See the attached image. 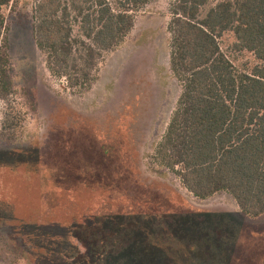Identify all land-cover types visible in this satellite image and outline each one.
I'll return each instance as SVG.
<instances>
[{
	"label": "rangeland",
	"instance_id": "rangeland-1",
	"mask_svg": "<svg viewBox=\"0 0 264 264\" xmlns=\"http://www.w3.org/2000/svg\"><path fill=\"white\" fill-rule=\"evenodd\" d=\"M176 1L135 14L82 95L47 70L34 1L3 9L14 92L0 99V264H264V215L244 216L227 192L194 197L157 156L181 94L168 32ZM234 43L219 40L249 72L257 62Z\"/></svg>",
	"mask_w": 264,
	"mask_h": 264
},
{
	"label": "trees",
	"instance_id": "trees-1",
	"mask_svg": "<svg viewBox=\"0 0 264 264\" xmlns=\"http://www.w3.org/2000/svg\"><path fill=\"white\" fill-rule=\"evenodd\" d=\"M0 0V99L13 94ZM33 35L52 77L82 95L97 80L104 54L131 32L135 14L152 0H33ZM177 0L171 8L170 69L181 94L156 153L196 198L227 192L240 212L264 215V0ZM225 33L234 50L257 62L239 71L221 50ZM5 127H11L9 119Z\"/></svg>",
	"mask_w": 264,
	"mask_h": 264
},
{
	"label": "crops",
	"instance_id": "crops-1",
	"mask_svg": "<svg viewBox=\"0 0 264 264\" xmlns=\"http://www.w3.org/2000/svg\"><path fill=\"white\" fill-rule=\"evenodd\" d=\"M238 207V206H237ZM239 209V208H238ZM240 211V210H239ZM241 213V212H240ZM242 214V213H241ZM245 216V215H244Z\"/></svg>",
	"mask_w": 264,
	"mask_h": 264
}]
</instances>
